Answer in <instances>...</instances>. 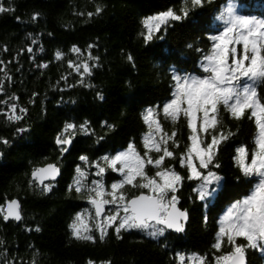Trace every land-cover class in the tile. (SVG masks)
Returning a JSON list of instances; mask_svg holds the SVG:
<instances>
[{
	"label": "trees",
	"instance_id": "1",
	"mask_svg": "<svg viewBox=\"0 0 264 264\" xmlns=\"http://www.w3.org/2000/svg\"><path fill=\"white\" fill-rule=\"evenodd\" d=\"M235 2L242 14L264 17V0ZM225 3L204 0L202 6L193 7L185 0H0V5L12 9L0 13V208L4 200L16 199L21 215L19 221L5 222L0 212V264H179L177 254L194 253L213 264V257L221 254L212 248L218 217L228 203L247 195L255 182L233 159L240 145L253 146L256 127L248 114L236 120L221 107L216 131L231 135L215 154L213 163L219 167L208 169L221 177L217 192L202 202L194 190L196 180L187 179L188 171L179 163L180 153L190 143L186 121L181 117L174 123L159 113L164 132H176L174 139L180 145L176 148L169 141L176 158H166L162 167L185 177L175 193L177 207L188 214L183 232L165 231L153 238L138 229L122 230L118 236L109 228L101 239L92 216L94 240H78L70 226L75 214L89 204V194L70 190V185L79 166L91 186L99 164L105 168L107 187L116 176L103 157H112L129 143L144 154L143 137L149 131L145 110L170 99L174 73L203 74L202 55L211 47L209 37L221 30L217 17ZM185 7L187 16L162 25L152 40L145 41L144 18L168 10L182 15ZM57 52L62 58L57 59ZM70 61L87 62L90 74L70 68ZM257 91L264 99V84ZM10 104L16 105L15 114L21 119H9ZM69 123L77 127L64 133ZM81 125L87 130L81 131ZM62 134L71 136L64 154V147L54 144L55 136ZM150 155L155 159L160 153ZM46 163L59 169L58 178L45 183L51 191L29 177ZM157 170L146 167L149 176ZM123 191L129 196L147 192L130 186ZM229 250L225 243L222 252ZM246 264H264V252L247 248Z\"/></svg>",
	"mask_w": 264,
	"mask_h": 264
},
{
	"label": "snow or ice",
	"instance_id": "2",
	"mask_svg": "<svg viewBox=\"0 0 264 264\" xmlns=\"http://www.w3.org/2000/svg\"><path fill=\"white\" fill-rule=\"evenodd\" d=\"M185 3L197 7L202 6L204 0H185ZM11 10L0 5V13ZM100 10L98 8L97 12ZM181 12L182 15L168 10L144 18L141 23L146 33L141 35L145 41L152 40L154 33L160 31L162 25L187 16L188 9L185 7ZM217 19L222 22V27L217 34L209 37L211 47L202 55L200 63L203 74L174 73L170 99L162 106L145 110L143 120L149 131L143 137L144 154L141 155L135 145L129 143L127 149L115 156L103 157L107 167L119 172L122 179L112 183L110 191H106L100 180L91 181V186L86 184L85 172L77 167L78 176L73 185H70V190L88 192V201L94 207L95 218H98L95 230L99 232L101 239L107 235L109 228L118 236L122 230L138 229L153 238L162 236L169 229L184 231L188 214L186 210L177 207L179 199L175 193L185 177L174 168L162 167L166 158H176L175 153L169 150V141H172L176 148L180 145L174 139L176 132L170 135L164 132L158 115L162 112L166 119L174 123L181 117L185 119L190 143L186 144L185 151L180 153L179 163L187 169V179L202 181L198 196L203 200L211 194L208 186L221 180L220 176L208 169L210 165L219 167L213 163L215 154L219 145L231 135L216 131L220 124L218 116L222 107L236 120L244 118L246 114L249 119L254 118L256 132L252 148L240 145L236 148L233 159L241 173L248 177L250 182H255L251 184L249 193L232 203L220 218L212 248L221 254L213 257V264H246L247 248L264 252V99L257 91L258 85L264 84V17L242 14L235 0H226ZM28 51L31 52L32 49L29 48ZM73 51L79 53L80 49L74 47ZM56 56L60 59L63 54L57 52ZM131 59L129 56V60ZM69 67H74L77 72L82 68L83 73L90 74L87 62L76 65L70 61ZM12 99L14 97L9 98ZM10 108L12 116L9 119H21L15 114L16 105L10 104ZM76 127L71 123L66 124L63 132L70 133ZM80 130L86 131V126L81 125ZM206 137H210L207 142ZM56 143L70 144L71 136L65 137L62 134L57 137ZM62 151L67 149L62 148ZM153 151L160 153L155 159L150 155ZM80 159L87 162V157L81 156ZM148 165L158 169L154 176H149L146 172ZM95 166L98 168L96 175L102 176L105 168L99 164ZM202 169L208 170L207 173L201 171ZM58 174L59 169L50 164L36 169L33 178L39 180L44 191H51L52 186L44 184V180H54ZM125 186L145 189L147 192L141 191L129 196L123 191ZM109 205L112 207L106 208ZM2 211L4 209L0 208V212ZM9 218L17 221L21 219L19 204L15 200L7 205L4 219ZM70 227L76 239L94 240L91 234L93 229L85 223L82 213L77 214ZM238 239H243L246 244H238ZM225 243L230 246V250L222 252ZM177 258L179 264H208L206 256L195 253L188 257L177 254Z\"/></svg>",
	"mask_w": 264,
	"mask_h": 264
},
{
	"label": "rangeland",
	"instance_id": "3",
	"mask_svg": "<svg viewBox=\"0 0 264 264\" xmlns=\"http://www.w3.org/2000/svg\"><path fill=\"white\" fill-rule=\"evenodd\" d=\"M127 149V148H126ZM123 151V150H122ZM121 152V151H120ZM119 153V152H118ZM117 154V153H116ZM115 154V155H116ZM115 155H113V156H115ZM109 170H111L114 174H115V176H116V179H115V181H113L112 183H114V182H118L119 180H121L122 179V176H121V174L119 173V172H117V171H113L111 168H109ZM98 170H95V171H93L92 172V176H94L95 178H93L92 179V181H94V180H100L102 183L104 182V177H103V175L102 176H97L96 175V172H97ZM206 174V173H205ZM78 176V175H77ZM194 180V179H193ZM196 180V179H195ZM111 183V184H112ZM104 184V183H103ZM111 184L110 185H108L107 187H105V189H106V191H110V186H111ZM201 184H202V181L201 180H196L195 181V187H194V190H195V193H196V195H197V198L199 199V200H201L202 202H206V200H212L213 199V197H214V195L216 194V191H217V188H218V186H219V182H214L212 185H209L208 186V191L211 193L209 196H207L205 199H200L199 198V196H198V189L200 188V186H201ZM213 189H214V191H213ZM107 198V197H106ZM235 201H231L230 203H228L225 207H224V210L222 211V213L220 214L221 216L220 217H218V220H220V218L222 217V215L224 214V212L226 211V209L232 204V203H234ZM112 206H106V208H111ZM83 214V218H84V221H85V223H87L88 224V226L90 227V225H89V223H90V220H91V218H93L92 216H93V214H92V210H91V205L90 204H88L87 205V207L85 206V207H83L82 209H80L76 214H75V216H74V220H75V218H76V216H77V214ZM94 219V218H93ZM94 221V224L93 225H95L96 224V221L95 220H93ZM145 234H147L146 232H144ZM186 257H188V256H186Z\"/></svg>",
	"mask_w": 264,
	"mask_h": 264
},
{
	"label": "water",
	"instance_id": "4",
	"mask_svg": "<svg viewBox=\"0 0 264 264\" xmlns=\"http://www.w3.org/2000/svg\"><path fill=\"white\" fill-rule=\"evenodd\" d=\"M83 70V69H82ZM85 74H87V73H85ZM57 137H58V135L57 136H55V139H54V144L56 145V146H63L64 148H66L67 150L69 149V147H70V145H71V143L70 144H67V145H58L57 143H56V140H57ZM67 151H62V154H64V153H66ZM50 164H53V165H55L57 168H58V166L56 165V164H54V163H46V164H43V165H40V166H37L35 169H33L31 172H30V174H29V177H30V179L32 180V181H34V183L36 184V186H38V187H40V186H42L40 183H39V180L38 179H34L33 178V172L36 170V169H40V168H44V167H46L47 165H50ZM58 176H59V174L55 177V179L54 180H52V179H45L44 180V184L45 183H48V182H54L57 178H58ZM137 194H139V193H137ZM13 200H15V201H17L16 199H6V200H4V203H3V209H4V211H3V221H8V220H11V221H17V220H15V219H12V218H9V219H7V220H5L4 219V216L7 214V205H8V203L10 202V201H13ZM18 202V201H17ZM88 203H89V201H87ZM90 204V203H89ZM91 205V204H90ZM91 209H92V213H93V216H94V207L91 205ZM94 218H95V216H94ZM95 220H96V223L98 222V218H95ZM167 231H170V232H174V233H178V232H176V231H174V230H172V229H169V230H167Z\"/></svg>",
	"mask_w": 264,
	"mask_h": 264
},
{
	"label": "flooded vegetation",
	"instance_id": "5",
	"mask_svg": "<svg viewBox=\"0 0 264 264\" xmlns=\"http://www.w3.org/2000/svg\"><path fill=\"white\" fill-rule=\"evenodd\" d=\"M189 174V173H188ZM218 189V188H217ZM217 192V191H216ZM94 220H95V218H94ZM96 221V220H95Z\"/></svg>",
	"mask_w": 264,
	"mask_h": 264
}]
</instances>
